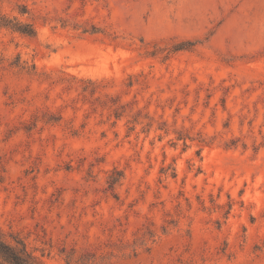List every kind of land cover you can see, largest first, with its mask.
<instances>
[{"label":"rangeland","instance_id":"374dc122","mask_svg":"<svg viewBox=\"0 0 264 264\" xmlns=\"http://www.w3.org/2000/svg\"><path fill=\"white\" fill-rule=\"evenodd\" d=\"M34 2L0 0L35 31L0 27V110L29 112L5 139L62 134L56 172L104 210L97 239L57 249L62 264H264V0ZM61 94L83 119L51 103ZM42 164L25 170L33 190ZM0 233L44 264L22 230Z\"/></svg>","mask_w":264,"mask_h":264},{"label":"clouds","instance_id":"9594fccd","mask_svg":"<svg viewBox=\"0 0 264 264\" xmlns=\"http://www.w3.org/2000/svg\"><path fill=\"white\" fill-rule=\"evenodd\" d=\"M46 3L47 0H35L34 6L41 8ZM51 103L56 107H65L69 112L68 119L73 121L83 119L77 115V109L80 112L84 109L79 104H76V108L71 107L74 103L73 94L53 96ZM28 116L29 112L23 108L12 111L0 110V162L3 163V168H0V232L22 230L29 245L36 249V255L45 254L42 257L44 264H62L57 249L64 243L97 239L100 235L99 229L102 227L98 221L104 210L100 209L101 215L93 218L89 213V204L97 197L91 193L85 196L78 179L60 176L56 172V163L62 159L59 153L65 144L62 134L52 129L38 127L32 136L25 135L21 130L5 139L7 129L12 124L25 121ZM54 138L60 140V147H57ZM89 143L97 154L108 151V141L101 144L98 140H90ZM80 149L85 153L89 151L83 144L80 145ZM73 150L69 148V151ZM131 151L122 150V155L127 157L131 155ZM38 155L42 157V166L48 169V173L46 176L41 174L40 179L35 182L36 189L33 190L24 173ZM135 179L134 176H130L129 185L134 186ZM61 185L62 195L49 204L48 189L55 191ZM42 229L46 230L47 234ZM0 264H3L2 258Z\"/></svg>","mask_w":264,"mask_h":264},{"label":"trees","instance_id":"16d2710c","mask_svg":"<svg viewBox=\"0 0 264 264\" xmlns=\"http://www.w3.org/2000/svg\"><path fill=\"white\" fill-rule=\"evenodd\" d=\"M0 27H8L15 30L21 34L27 36L35 35L33 27L29 24H22L17 22L15 19H8L0 15ZM122 178V173L115 171L112 176L109 177L107 181L106 190L112 192L115 185ZM13 243L7 242L3 235L0 233V258H2L5 264H40L37 260L27 252L25 244L22 240L13 238Z\"/></svg>","mask_w":264,"mask_h":264}]
</instances>
